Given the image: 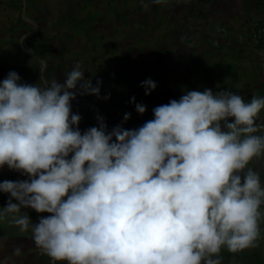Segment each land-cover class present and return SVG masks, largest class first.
Here are the masks:
<instances>
[{
	"label": "clouds",
	"instance_id": "9594fccd",
	"mask_svg": "<svg viewBox=\"0 0 264 264\" xmlns=\"http://www.w3.org/2000/svg\"><path fill=\"white\" fill-rule=\"evenodd\" d=\"M21 80L12 70L0 81V168L29 178L0 182L10 194L0 219L12 214L54 262L222 264L223 248L255 245L264 185L249 164L264 154L256 134L264 97L187 90L138 128L109 129L98 115L82 131L72 101L101 97L102 80L94 85L79 63L63 83ZM141 86L151 95L158 85ZM131 103L147 112L134 96ZM28 208L51 215L33 222Z\"/></svg>",
	"mask_w": 264,
	"mask_h": 264
},
{
	"label": "crops",
	"instance_id": "0c3cea01",
	"mask_svg": "<svg viewBox=\"0 0 264 264\" xmlns=\"http://www.w3.org/2000/svg\"><path fill=\"white\" fill-rule=\"evenodd\" d=\"M256 26L264 27L263 0H0V66L25 69L16 71L22 83L44 87L52 80L63 83L79 63L86 78L103 83L101 97L78 95L73 111L104 105L123 122L130 112L125 124L132 129L153 119L156 106L179 99V91L229 89L245 102L264 97V34L258 41ZM148 78L158 85L151 95L141 86ZM133 96L147 105L146 113L136 111ZM102 109L93 112V122L100 115L110 125ZM88 123L82 119V131ZM257 124L263 132L264 110ZM3 168L0 174L29 178ZM8 224L0 233V264H40L44 251L32 232ZM259 224L255 245L236 253L225 247L222 264H264V215ZM45 256L44 264H51Z\"/></svg>",
	"mask_w": 264,
	"mask_h": 264
},
{
	"label": "rangeland",
	"instance_id": "374dc122",
	"mask_svg": "<svg viewBox=\"0 0 264 264\" xmlns=\"http://www.w3.org/2000/svg\"><path fill=\"white\" fill-rule=\"evenodd\" d=\"M12 70L25 71V69L13 67V66H10V67L0 66V81H2L8 75V73L10 71H12ZM19 75L21 76V73H19ZM92 81H93V84L95 85L96 81L95 80H92ZM108 86H110V83L106 82L104 84V87H105L104 89H107ZM180 90H182V88ZM181 94H182V91H179L178 95L180 97H181ZM176 99H178V96H176ZM109 103H110V101L106 102L105 105H108ZM101 108H103V109L105 108L106 109V110H103V109L100 110L101 112H103L105 114H109V116H111V117H108V121L111 123L110 125H108L109 129H111L112 127L116 126L117 124H121V123H123V126L125 128L130 129L129 126H127L125 124L126 122L122 121V117L117 118L116 115L112 114L113 117H112V115H110V110H109L108 106H104L103 105V106L97 107V108L95 106H93L89 111H86V112L83 111L81 113H79V112H77V113L82 115V119L84 118V119H87L89 121V123L87 124L88 128H89V127L98 125V124H95L93 122L94 120H93L92 114H93V112H96L97 109H101ZM262 131L263 132L260 131V132H257L256 134L257 135H264V129H262ZM263 155L264 154L259 155L257 157H254L253 160L249 164V167L253 168L255 171H257L260 174L261 180L264 179V176H262L263 170H264V156ZM7 168L11 169L8 166H7ZM2 170H5V169L4 168L0 169V172ZM4 180H12V181L20 180V174H18V173L17 174H15V173L11 174L10 171L9 172L7 171L6 173L0 174V182H2ZM8 199H9L8 198V194L0 191V209H3V207H5L7 205ZM14 202L18 203V201H14ZM26 212H28L31 217L32 216L33 217L36 216L38 218L36 220V218L34 217V221H36V222H39V218H40L41 215H46V213H38L36 211H34V212L26 211ZM12 220H13V215L12 214H7L4 219H0V231H1L0 233H2L6 227L7 228L9 227L8 222H10ZM29 231H31V230H29ZM223 250H224V248L221 250V253H222ZM45 255L46 254L44 252H40V258H41V259H39V263L40 264H44V262L46 261V256ZM49 259H50V263L51 264H68L67 261H55L54 262L53 259L50 256H49ZM222 261H223V258H222Z\"/></svg>",
	"mask_w": 264,
	"mask_h": 264
},
{
	"label": "built area",
	"instance_id": "2783aa9c",
	"mask_svg": "<svg viewBox=\"0 0 264 264\" xmlns=\"http://www.w3.org/2000/svg\"><path fill=\"white\" fill-rule=\"evenodd\" d=\"M262 1V0H261ZM264 1V0H263ZM254 29V31H255V33H256V38H257V40L258 41H260L261 40V37L259 36V35H261L260 33H263L264 34V27H262V26H256V27H254L253 28ZM264 37V36H263ZM261 42H263V48H264V40H261Z\"/></svg>",
	"mask_w": 264,
	"mask_h": 264
}]
</instances>
